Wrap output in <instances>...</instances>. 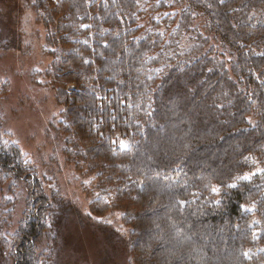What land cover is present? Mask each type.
Returning a JSON list of instances; mask_svg holds the SVG:
<instances>
[{"label": "trees", "instance_id": "obj_1", "mask_svg": "<svg viewBox=\"0 0 264 264\" xmlns=\"http://www.w3.org/2000/svg\"><path fill=\"white\" fill-rule=\"evenodd\" d=\"M33 7L54 48L59 147L39 177L0 135V181L33 176L51 219L78 186L90 217L116 214L130 264H264V0Z\"/></svg>", "mask_w": 264, "mask_h": 264}, {"label": "rangeland", "instance_id": "obj_2", "mask_svg": "<svg viewBox=\"0 0 264 264\" xmlns=\"http://www.w3.org/2000/svg\"><path fill=\"white\" fill-rule=\"evenodd\" d=\"M48 29L33 0H0V135L19 146L39 177L51 147H59L55 126L62 110L50 73L54 48ZM33 179L0 181V264H19L28 242L25 253L31 264H130L114 212L90 217L89 199L72 184L62 192L68 197L70 190L77 201L57 207L51 219L32 193ZM36 212L41 214L40 233L33 237L28 227L36 224Z\"/></svg>", "mask_w": 264, "mask_h": 264}, {"label": "bare ground", "instance_id": "obj_3", "mask_svg": "<svg viewBox=\"0 0 264 264\" xmlns=\"http://www.w3.org/2000/svg\"><path fill=\"white\" fill-rule=\"evenodd\" d=\"M4 243L7 244L6 241Z\"/></svg>", "mask_w": 264, "mask_h": 264}]
</instances>
